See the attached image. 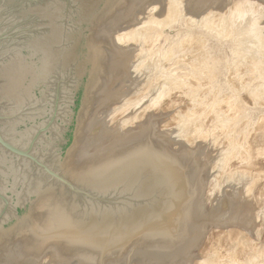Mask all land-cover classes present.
<instances>
[{
    "label": "water",
    "instance_id": "water-1",
    "mask_svg": "<svg viewBox=\"0 0 264 264\" xmlns=\"http://www.w3.org/2000/svg\"><path fill=\"white\" fill-rule=\"evenodd\" d=\"M156 1L0 0V264H181L262 231L211 145L171 139L188 96L138 77L135 102L106 100L142 45L120 27Z\"/></svg>",
    "mask_w": 264,
    "mask_h": 264
},
{
    "label": "rangeland",
    "instance_id": "rangeland-1",
    "mask_svg": "<svg viewBox=\"0 0 264 264\" xmlns=\"http://www.w3.org/2000/svg\"><path fill=\"white\" fill-rule=\"evenodd\" d=\"M184 1L169 0V15L167 0L137 11L134 17L141 20L134 19L139 29L135 36V28L120 27L123 37L142 45L131 47L136 61H131L128 87L120 89L129 93L107 95L106 100L135 102L141 87L132 92V85H138V77L143 85L151 83L148 91L154 94L163 85V91L188 96L183 104L181 96H174V105L183 110H177L179 120L168 124L175 127L171 139L188 135L203 142L206 156L211 145L217 182L243 183L245 202L252 205L257 199L262 231H256L254 240L241 234L228 235V241L211 238L203 248L192 246L181 264H264V0H247L252 10L247 16L234 14L240 0H232L231 7L216 4L225 0ZM155 14L163 20L150 19ZM222 18L230 25L221 27ZM129 264H138L136 258Z\"/></svg>",
    "mask_w": 264,
    "mask_h": 264
},
{
    "label": "bare ground",
    "instance_id": "bare-ground-1",
    "mask_svg": "<svg viewBox=\"0 0 264 264\" xmlns=\"http://www.w3.org/2000/svg\"><path fill=\"white\" fill-rule=\"evenodd\" d=\"M184 1V0H183ZM189 1V0H188ZM187 1V3L189 4V2ZM172 2H173V0H172ZM184 2H186V1H184ZM183 2V3H184ZM179 3V2H178ZM166 4V3H165ZM157 5V4H156ZM154 6V5H153ZM158 6V5H157ZM171 6V5H170ZM159 7V6H158ZM167 7V6H166ZM188 7H189V5H188ZM190 8H191V6H190ZM252 10H251V5H250V2L249 1H247V0H240L239 1V3H238V5H237V7H236V9H235V12H234V14L235 15H241V14H244L245 16H247V15H249L250 13H252L251 12ZM173 11H172V8H171V13H172ZM158 14V13H157ZM166 14L167 15H169L170 13H169V9L167 8V10H166ZM247 14V15H246ZM140 15V14H139ZM165 15V14H164ZM143 16V15H142ZM145 17V16H144ZM147 17V16H146ZM250 17V16H249ZM148 19V18H147ZM150 19H152V20H154V21H160L159 19H162V18H158L157 16H156V14L154 15V16H152V17H150ZM140 20H141V18H140ZM146 20V19H145ZM151 20V21H152ZM163 20V19H162ZM169 20H170V16H169ZM172 20V19H171ZM147 21V20H146ZM154 21H153V23H154ZM227 22V19H224V18H222L221 19V27H225V26H227V25H230V23L228 24V22ZM232 23V25L234 26L235 24H236V22H235V20L233 19L232 21H231ZM138 23V22H137ZM159 23V22H158ZM164 23V22H163ZM143 24H144V22H143ZM161 24V23H160ZM156 26V25H155ZM142 27V26H141ZM152 28V27H151ZM234 28H237V26L236 27H234ZM239 29H241L242 30V26H240V28ZM154 30H152V32H153ZM244 31H245V29H244ZM244 31H243V33H244ZM138 32H139V29L137 28H135L134 29V32H133V35L135 36V35H137L138 34ZM235 32V31H234ZM145 33V32H144ZM240 33V32H239ZM245 33H246V31H245ZM241 35H242V33H240ZM249 33H246V35H248ZM252 34V33H251ZM250 34V35H251ZM144 36V35H143ZM240 36V35H239ZM249 36V35H248ZM246 37V36H245ZM250 38H254V37H250ZM249 38V39H250ZM246 39H248V37H246ZM251 41V40H250ZM244 43V42H243ZM133 65V64H132ZM195 123V122H194ZM257 184V183H256ZM255 188L257 189V187L255 186ZM260 188V187H259ZM251 190V189H250ZM48 264V263H47ZM52 264V263H51Z\"/></svg>",
    "mask_w": 264,
    "mask_h": 264
}]
</instances>
